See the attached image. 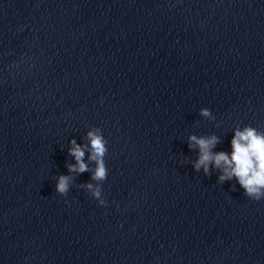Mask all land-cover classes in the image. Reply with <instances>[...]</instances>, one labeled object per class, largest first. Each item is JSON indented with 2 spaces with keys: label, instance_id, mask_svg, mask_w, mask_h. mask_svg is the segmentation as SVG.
Instances as JSON below:
<instances>
[{
  "label": "clouds",
  "instance_id": "clouds-1",
  "mask_svg": "<svg viewBox=\"0 0 264 264\" xmlns=\"http://www.w3.org/2000/svg\"><path fill=\"white\" fill-rule=\"evenodd\" d=\"M200 115L209 118L211 112L207 108H202ZM86 139L88 144L83 146L77 144L75 139L70 141L69 155L74 158L75 163L68 164L67 169L69 173L76 174L90 171L89 164L84 160L85 151L90 149L88 160L95 164L94 169H91V180L95 183L88 182L80 187L86 189L100 206H106L102 183L108 175L104 159L108 153V142L98 127L89 130ZM188 140L190 149L199 150L197 159L192 162L195 171L199 172L202 168L207 176L210 174V168L218 170L220 183L235 178L246 197L254 201L264 200V133L251 126H246L243 130L236 128L231 139V153L213 151L220 142L216 135L208 137L190 135ZM73 179L71 175L58 176L55 191L62 196L67 195Z\"/></svg>",
  "mask_w": 264,
  "mask_h": 264
}]
</instances>
